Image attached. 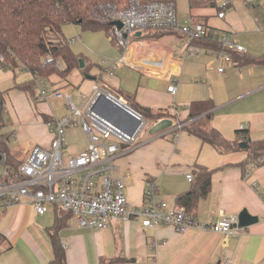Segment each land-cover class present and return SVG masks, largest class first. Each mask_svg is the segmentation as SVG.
<instances>
[{"label": "crops", "instance_id": "crops-1", "mask_svg": "<svg viewBox=\"0 0 264 264\" xmlns=\"http://www.w3.org/2000/svg\"><path fill=\"white\" fill-rule=\"evenodd\" d=\"M226 1L228 5L223 8ZM214 2L213 8L191 9L187 0V17L178 16L177 20L181 25L196 21L215 31L232 32L245 52L235 55L230 63L216 61L215 52L207 48H201L198 56L181 60L186 41L176 36L183 43L180 53L169 59L170 51L165 48L167 55L165 60H159L163 66L158 73H141L128 66L114 69L120 52L105 32H83L77 26H66L73 28V34L65 38L73 53L83 60L88 69L86 75L93 80L85 78L80 69H73L64 79L52 75L40 80V91L32 96L15 86L33 80V76L15 70L21 72L16 77V72L10 71L12 81L5 86L0 82V89L5 92L3 113L10 112L14 122L7 132L15 136L8 144L11 156L22 162L32 147H49L52 135L46 124L63 117L57 118L56 111L47 105H66V101L46 100L41 95L56 90H63L73 105L81 107L91 105L103 92L124 105V96L129 95L140 107L170 112L174 123L186 119L190 104L210 100L214 104L212 118L204 126L214 128L230 143L242 142V136L236 134L241 128L246 132L243 138L263 141L264 63L242 65L236 58L256 60L264 55V0H222L219 5ZM222 11L225 14L220 19L217 15ZM217 66L223 68L222 74ZM104 76L110 79L99 87L98 81ZM172 79L177 80L174 94L167 91ZM95 85L98 93L93 91ZM20 107L26 109V116ZM1 124L3 128L9 127ZM176 124L165 130L170 125L168 121L157 126L145 121L141 130L147 125V135L141 136L140 131L133 146H120L114 161L115 176L125 177L124 193L130 210L142 205L147 182L156 183L169 208L180 209L176 199L193 186L186 176L191 174L195 180L199 168L210 171V190L196 200L189 215L202 227L177 233L167 226L145 229L137 219L110 220L107 229L91 231L80 228L73 215H58L64 223L58 239L66 264H221L226 259L233 264H264V162L257 167H243L249 158L248 151L219 152L177 129L180 124ZM65 140L66 146L71 144L75 148V155L86 150L87 137L79 128L67 129ZM7 209L6 222L0 223V233L6 237L3 244H7L0 250V264L49 263L53 256L47 228L54 224L58 210L50 207L46 212L52 214L49 225L40 226L37 219L46 213L36 215L27 200ZM241 211L256 217L257 222L245 228L236 227L227 236L203 228L223 217L238 216Z\"/></svg>", "mask_w": 264, "mask_h": 264}, {"label": "built area", "instance_id": "built-area-1", "mask_svg": "<svg viewBox=\"0 0 264 264\" xmlns=\"http://www.w3.org/2000/svg\"><path fill=\"white\" fill-rule=\"evenodd\" d=\"M227 5L226 1L222 7ZM224 14V11L219 12L217 17L221 19ZM109 20L111 28L107 32L108 40L120 52L114 62V69L128 66L147 74L162 70L163 64L159 60H165L166 49L158 42L159 38L152 39L149 34L174 35L185 40L181 60L200 55L202 50L196 43L203 41L228 51L245 52L230 31H215L196 21L182 26L177 20L174 0L131 7L111 14ZM115 22L121 24V29L113 24ZM214 59L232 62L230 55L225 52H215ZM55 66L59 69L60 64L56 62ZM217 71L222 74L223 68L217 66ZM176 83L177 80L172 79L167 89L169 93H175ZM93 91L99 92L96 85ZM41 96L46 100L65 99L69 114L46 124L52 135L49 147H32L28 157L17 169L9 170L4 165V155L0 154V208H9L27 200L36 215H44L48 208L55 207L58 211L71 213L80 228L91 231L107 229L110 220L128 222L137 219L145 229L167 226L177 233L202 227L184 210L169 208L161 199L154 182H147L142 205L129 209L124 193L125 177L115 176L114 161L120 146H126L125 149L133 146L145 125L141 115L137 114L140 124L132 134H128L93 111L92 105L77 108L63 90L42 93ZM183 125H177L176 128ZM72 128H79L86 135L87 146L78 155H68L65 161L62 153L66 146L65 131ZM9 138L13 141L14 134H10ZM260 161L264 162V156ZM186 178L192 181L191 174ZM237 225V216L230 215L203 228L227 236ZM221 264L233 263L226 259Z\"/></svg>", "mask_w": 264, "mask_h": 264}, {"label": "trees", "instance_id": "trees-1", "mask_svg": "<svg viewBox=\"0 0 264 264\" xmlns=\"http://www.w3.org/2000/svg\"><path fill=\"white\" fill-rule=\"evenodd\" d=\"M160 1L165 0H0V58L2 59L0 67L12 72L20 70L31 74L33 80L17 84L15 89L34 96L40 80L48 79L52 75L64 79L73 69H80L78 61L81 58L71 50L63 34V28L77 26L83 32H105L107 34L111 28L109 20L111 14L129 10L131 7H144L149 2ZM188 4L191 9L216 6L214 0H188ZM156 36L150 37L158 39L159 37ZM196 44L212 52H225L232 60L235 55H240L212 43L203 41ZM236 59L242 65L264 63V55L256 60L239 57ZM56 62L60 64L59 69L55 66ZM80 71L84 75L88 73L86 67ZM4 95L5 92L0 89V115L5 110ZM129 98V95H125L124 103L138 112L152 126L168 121L170 125L165 129L167 130L176 123L184 124L181 131L195 136L219 152L241 149L248 151L249 158L243 167H257L262 163L260 158L264 156V140L251 142L243 138L246 132L240 130L236 134L242 136V142L230 143L224 140L214 128H207L203 125L205 121H210L212 118L214 104L210 100L190 104L186 119L174 123L175 118L170 112L140 107ZM43 119L46 121L47 117L43 116ZM9 135V133H0V154L5 157L4 165L11 170L17 169L21 162L9 153ZM243 144L244 148L241 147ZM195 173L196 179H192L191 189L176 199L177 206L188 215H191L190 212L196 200L204 197L211 186L210 171L199 168ZM58 215L72 216L69 212L58 211L54 224L47 228L53 256L47 264H66L65 252L58 239V232L64 223ZM4 242H6V237L0 233V247Z\"/></svg>", "mask_w": 264, "mask_h": 264}, {"label": "rangeland", "instance_id": "rangeland-1", "mask_svg": "<svg viewBox=\"0 0 264 264\" xmlns=\"http://www.w3.org/2000/svg\"><path fill=\"white\" fill-rule=\"evenodd\" d=\"M221 1L222 0H216L217 5L221 4ZM175 4H176L177 17L178 16H179V18L184 17V16L187 17V13H188L187 0H175ZM182 26H186V24H182ZM72 31H73L72 27H67L63 30V34L67 39H69L73 34ZM153 35L155 37L157 34H149V36H153ZM156 37H160L158 40L159 43L163 44L164 47L170 51L169 52L170 53L169 59H173L174 56H177L180 53V49H181V46L183 45V43H179V39L176 36L157 35ZM9 72H10L9 70H4V69L0 68V82H1L2 86H5L6 84H8L9 81H12V76L8 74ZM19 73H21V72H18V73L16 72L15 76L17 77ZM109 79L110 78L107 76L102 77V79L98 81L99 87H104L105 86L104 83H107ZM39 89H40V87L38 88L37 91H35V93H37V92L39 93V91H40ZM47 106H49L50 108H52L53 110L56 111V114L58 116L57 118H61V117L68 115V109L65 107V104L64 105H47ZM76 107L80 108L81 105H76ZM20 109H21L22 114L24 116H26V113H28L26 111V109L24 107H20ZM0 122L7 124L9 126L7 128H5V127L3 128V126H2L0 129V133H7L10 130V126L12 125V123H14L11 116H10V112L9 113L8 112L2 113ZM148 128L149 127L146 125L145 128L143 130H141V136L147 135V133L149 132ZM14 133H15V131H14ZM10 144H11V140H10ZM9 148H10V146H9ZM23 153H24V151H23ZM62 153H63V158L66 161L68 155H75L76 152H75V148L73 146H71V144H70V145L65 146L63 148ZM2 209H3V211H1ZM2 209H0V223L4 224L6 222V216L8 214V209L7 208H2ZM48 210H49V208L47 209V211ZM51 216H52L51 212L46 213L43 217H40L37 219L38 220L37 224L40 226L49 225ZM11 245H12V243H11ZM5 247H7V244H3L0 247V250L2 251Z\"/></svg>", "mask_w": 264, "mask_h": 264}, {"label": "water", "instance_id": "water-1", "mask_svg": "<svg viewBox=\"0 0 264 264\" xmlns=\"http://www.w3.org/2000/svg\"><path fill=\"white\" fill-rule=\"evenodd\" d=\"M117 26L118 29H121V24L118 22L113 23ZM139 36V33L136 34ZM79 68H84V62L82 59H79ZM85 78L89 80H93L89 75H85ZM92 110L99 113L110 122H112L119 129H122L128 134H132V132L137 128L140 124V120L137 117V114L134 110L130 109L128 106L124 105L117 98L111 96L110 94H106L105 92L100 93L95 97L92 102ZM242 148L245 145H241ZM1 158V157H0ZM238 228H245L249 225H252L257 222L256 217L250 216L246 211H241L238 216Z\"/></svg>", "mask_w": 264, "mask_h": 264}]
</instances>
